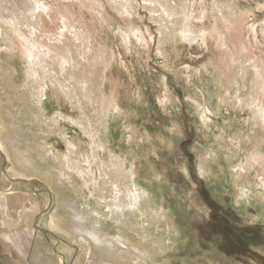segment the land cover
<instances>
[{"label":"rangeland","instance_id":"rangeland-1","mask_svg":"<svg viewBox=\"0 0 264 264\" xmlns=\"http://www.w3.org/2000/svg\"><path fill=\"white\" fill-rule=\"evenodd\" d=\"M95 1L45 0L34 17V38L69 50L62 75L52 51L37 78L0 34V139L16 167L0 190L22 201L0 215L1 264L29 262L33 245L50 264L42 233L41 252L73 264H137L106 245L118 235L153 250L140 264H264V0ZM187 7L194 43L174 35ZM9 163L0 151V174Z\"/></svg>","mask_w":264,"mask_h":264},{"label":"bare ground","instance_id":"bare-ground-1","mask_svg":"<svg viewBox=\"0 0 264 264\" xmlns=\"http://www.w3.org/2000/svg\"><path fill=\"white\" fill-rule=\"evenodd\" d=\"M5 4H3V6L0 7V34L1 35H5L8 40L10 41V44L14 47V45L16 43L21 44L22 46L20 47V49H22L23 47V54L25 55L26 59H27V63H29V67L31 68L32 71L35 72L36 77L39 78L40 73L39 70H36V68H39L41 70L45 69L46 67V58L49 56V54L54 51V53L57 55V59L59 60L58 65H59V72L62 75L64 73V71L68 70V66L67 64H70L73 60L70 58L69 53H67L68 51L66 50V48H64L61 44V46H55V45H45L44 43L38 41L36 38H34V34L36 33V31H39L34 23V17L37 14V12L42 9V7L47 10L48 9V5L45 2V0H5ZM92 1V0H90ZM95 1V0H94ZM181 1V0H180ZM96 2V1H95ZM114 2V1H113ZM125 2H129V0H124V4H126ZM168 2V1H167ZM94 3V2H93ZM179 3V2H177ZM176 3V4H177ZM97 4V3H96ZM100 4V3H99ZM114 4L117 6L118 8V3L114 2ZM159 4V3H158ZM172 4V3H171ZM138 5V4H137ZM136 5V6H137ZM93 6V5H92ZM151 6V5H150ZM170 6V5H169ZM183 6V5H182ZM191 6V5H189ZM97 7V6H96ZM100 7V6H99ZM166 7V6H165ZM173 7V6H172ZM171 7V8H172ZM123 8V7H122ZM138 9V8H137ZM168 9V8H167ZM177 9V8H176ZM127 11V10H126ZM161 11V10H160ZM172 11V10H171ZM162 12V11H161ZM164 12V11H163ZM162 12V13H163ZM179 12V11H178ZM192 8L191 7H187L181 22L184 23L181 27V30L179 32H173L174 30H172L171 27V23L174 22V18H172L171 16H168L167 14V19L163 18L161 19L159 22L161 24V29L165 31H167L168 33H170L169 35L173 34L176 36H179L187 41H189L190 43H194L196 41H198L200 39V34L198 31H195L191 28V26H189L188 21L190 20V18L193 17L192 14ZM43 13V12H42ZM47 13V12H46ZM129 13V12H128ZM166 13V12H165ZM158 14V13H157ZM160 14V13H159ZM101 15V14H100ZM163 15V14H162ZM179 15V14H178ZM174 16V15H173ZM38 18V17H37ZM36 18V19H37ZM63 20H64V26L66 27H71L70 25L72 24L69 20L68 17L63 16ZM180 21V20H179ZM63 22V21H62ZM190 22V21H189ZM37 23V21H36ZM45 23V22H44ZM173 24V23H172ZM63 25V24H62ZM42 26V25H41ZM77 27V26H76ZM160 28V27H159ZM40 29V28H39ZM46 29V28H45ZM142 29V28H141ZM36 30V31H35ZM137 30V28H136ZM63 31V30H62ZM41 33V31H39ZM143 32V31H142ZM63 32H60L61 35H64ZM127 33H129L127 31ZM161 33V32H160ZM130 34V33H129ZM163 34V32H162ZM43 35V34H42ZM164 35V34H163ZM144 36V35H143ZM203 36H205V33L203 32ZM139 37V36H137ZM141 37V35H140ZM207 37V36H206ZM203 38V37H202ZM1 39V36H0ZM5 39V37H4ZM143 39V37H142ZM7 40V39H6ZM82 40H84L83 42H87L89 41L88 36L83 35L82 36ZM146 40V39H145ZM139 41V40H138ZM144 42V41H143ZM3 43V42H1ZM7 44V43H6ZM85 44V43H84ZM58 45V44H57ZM148 45V44H147ZM18 46V45H17ZM20 46V45H19ZM12 47V48H13ZM3 48V47H2ZM7 48V47H6ZM19 48V47H17ZM10 49V48H9ZM16 49V48H15ZM8 50V49H7ZM11 50V49H10ZM12 51V50H11ZM67 51V52H66ZM4 55V54H3ZM1 61V60H0ZM67 63V64H66ZM36 67V68H35ZM48 70V69H47ZM47 74V73H46ZM32 75V74H31ZM33 76V75H32ZM77 76V75H76ZM84 76V75H83ZM75 77V76H73ZM79 77V76H77ZM86 77V76H85ZM41 78V77H40ZM41 81V80H40ZM84 82H87V80L85 79ZM61 83V82H60ZM40 86V85H39ZM63 88V87H62ZM67 88V87H66ZM65 88V89H66ZM64 89V88H63ZM68 90V89H66ZM65 91V90H64ZM70 92H73L72 90H69ZM67 92V91H66ZM76 92V90L74 91ZM73 92V93H74ZM44 93L46 94V89L44 90ZM75 94V93H74ZM89 96L92 98L93 95L91 93H89ZM4 127L3 123L1 124L0 122V128ZM5 130V128H4ZM2 132V131H1ZM72 144V143H71ZM0 151L5 154L6 158H7V162L9 163V170L6 172H4V174H0V181L1 178L3 176H5L6 178L12 180L13 182H15V177H12L10 174L15 170V162L14 159L12 157V153L9 150V147L2 141V139H0ZM94 151V150H93ZM28 157V156H27ZM68 157V164L69 167H71L72 170H76L75 168H77V170L79 171V173H84L85 171L83 170V166H81L80 164V160L75 161L73 160L74 158L71 155H67ZM88 157V156H87ZM96 156H92V158ZM92 158H89L86 160V162L89 164V168L88 170L93 172V162H92ZM58 159V158H57ZM12 160V161H10ZM20 161V160H19ZM82 162V161H81ZM22 164V163H21ZM102 164V163H101ZM96 165V164H95ZM98 166V165H97ZM101 166V165H100ZM104 167V166H103ZM35 168V167H34ZM120 168V167H119ZM118 168V169H119ZM100 169V168H99ZM103 169V168H101ZM100 169V170H101ZM106 169V168H105ZM114 170L116 173V176H121V171L120 170ZM32 170V169H31ZM87 170V172H88ZM110 170V169H109ZM108 171V170H107ZM106 172V171H104ZM90 173V172H89ZM17 177H21L24 179H27V177L24 176V174L20 173L17 171ZM106 175H108L109 173H105ZM112 174V173H111ZM118 174V175H117ZM3 175V176H2ZM115 175V174H114ZM94 176V175H93ZM113 176V175H112ZM111 176V177H112ZM110 177V176H109ZM123 177V176H122ZM95 178V177H94ZM113 179H111L112 182H114L113 180L115 179L114 177H112ZM118 178V177H117ZM121 178V177H120ZM109 179V178H108ZM120 179H118L117 181L119 182ZM123 181V180H122ZM121 181V182H122ZM106 182H104L105 184ZM111 183V182H110ZM134 183V182H133ZM97 184V182H96ZM99 184V183H98ZM136 184V183H135ZM115 185V184H114ZM99 186V185H98ZM128 187V186H127ZM103 188V187H100ZM99 188V189H100ZM4 189V190H3ZM2 190H0V214L2 213L3 215H1V217H3L4 220H7V215H5L4 211H8L10 209L11 204L13 203L12 201H18L21 205V202L19 201L20 199H17V197L15 196V191L12 190L11 187H7V188H3ZM96 189V188H95ZM38 190V189H37ZM102 190H105V188H103ZM99 191V190H98ZM135 192V199L139 198L138 201H140L143 197V194H146L145 191L141 190L140 188H138L136 185L134 186V189L132 190ZM114 198L113 199H118L120 200L121 198H118L117 195H114V191H111ZM123 192V191H122ZM15 193V194H14ZM28 193V192H27ZM128 193V192H127ZM14 194V195H13ZM107 194V193H106ZM11 195V196H9ZM105 198V197H104ZM52 199V198H51ZM12 202V203H11ZM17 202V203H18ZM51 203V202H50ZM129 203V202H128ZM47 204L49 205V200L47 201ZM117 206V204H115ZM144 206V205H143ZM142 206V207H143ZM140 206H137L135 208H133L132 210H136V209H140ZM141 207V208H142ZM145 209V208H144ZM148 209V207H147ZM150 209V208H149ZM123 210V209H122ZM17 211V210H16ZM95 212L99 213V210H95ZM124 212L126 211H121L119 213H115L114 208H110L109 210V214L112 216L114 215L115 217H118V222L122 223H128L129 221L127 220V214H125ZM131 212V211H130ZM145 212V211H144ZM147 215H151L154 220L155 218H157V211L155 209H150L149 211L145 212V216ZM108 214V215H109ZM117 214V215H115ZM133 214V213H132ZM135 214V213H134ZM97 215V214H96ZM144 215V214H143ZM99 216V215H98ZM121 216V217H119ZM164 216V215H162ZM161 216V218H162ZM100 217V216H99ZM103 217V216H102ZM159 218V217H158ZM157 218V219H158ZM160 218V221H162V219ZM1 219V218H0ZM98 219V218H97ZM102 219V218H101ZM113 219V217L111 218ZM147 220V218H146ZM42 221V220H41ZM97 221V220H96ZM102 221V220H101ZM100 220H98V222H101ZM131 222V221H130ZM42 223V222H41ZM132 224V223H131ZM133 226V224H132ZM44 228V227H43ZM98 233V232H97ZM101 233V232H100ZM147 233V232H146ZM102 234V233H101ZM151 233H149L150 236ZM160 234V233H159ZM162 234V233H161ZM105 235V234H104ZM103 235V237H104ZM153 235V234H152ZM100 237V236H99ZM151 237V236H150ZM155 237V236H152ZM105 240V239H104ZM111 241L106 242V245H110L112 246L115 250H123V254H124V250L122 247H125L127 249L126 253L124 254L128 259L129 263H133L135 260H137V264H140L141 261L145 260V258H153V250L151 253H146L147 249L146 248H141V246H136V244H132L131 240L126 238V236H122V235H118V236H114L111 237L110 239ZM155 241H157L156 239H154ZM104 243V242H103ZM158 243V242H157ZM160 244V243H159ZM37 246V244H36ZM72 246V245H71ZM110 247V248H112ZM64 248V247H63ZM163 248V247H162ZM156 249V248H155ZM150 250V251H151ZM157 250V249H156ZM155 250V251H156ZM164 250V249H162ZM122 254V255H123ZM118 256V255H117ZM78 257V256H77ZM122 259H125L126 257L122 256ZM27 259V258H26ZM30 261V260H29ZM124 261V260H123ZM146 263V262H145ZM147 264V263H146ZM161 264V263H159Z\"/></svg>","mask_w":264,"mask_h":264},{"label":"crops","instance_id":"crops-1","mask_svg":"<svg viewBox=\"0 0 264 264\" xmlns=\"http://www.w3.org/2000/svg\"><path fill=\"white\" fill-rule=\"evenodd\" d=\"M26 195H28V194H26ZM13 202V203H12ZM11 203V206H10V208L11 209H16V208H18L19 207V205H20V203L18 202V201H12ZM18 202V203H17ZM22 202V201H21ZM2 214V213H1ZM0 214V215H1ZM1 218V217H0ZM43 237H44V233H42V236L41 237H39V238H35L34 239V241H33V243L32 244H34L35 242H36V239L37 240H39V250L40 251H38V254L44 259V260H46V259H48L47 261H49V262H51L50 264H55V263H53V262H56L57 264H60L59 263V261H62L64 264H70V262H72V264H73V260H74V258L72 259L71 257L69 258V260L67 261V258H66V252H65V250H64V252H63V254H61V252H59V250H58V246L55 248V252H56V254H57V258L58 259H50L49 258V256H47V255H45V254H43L41 251H42V249H41V241H43ZM6 243H7V241H6ZM8 244V243H7ZM6 244V245H7ZM59 244V243H58ZM7 248L8 249H10L11 248V245L9 246V244L7 245ZM2 247L0 246V254H1V252H2ZM33 253H34V245H33V250H32V255L30 256V258H29V262L26 260V257H24V261H23V264H37V262H36V260H37V257L38 256H34L33 255ZM37 254V255H38ZM62 256H63V258H62ZM62 259V260H61ZM2 262H1V260H0V264H1ZM3 264H8V261H3Z\"/></svg>","mask_w":264,"mask_h":264}]
</instances>
